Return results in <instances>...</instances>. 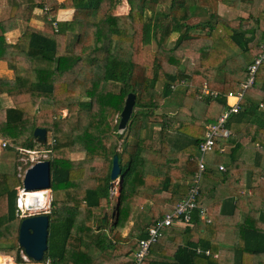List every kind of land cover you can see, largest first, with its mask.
Returning a JSON list of instances; mask_svg holds the SVG:
<instances>
[{
    "label": "trees",
    "instance_id": "trees-1",
    "mask_svg": "<svg viewBox=\"0 0 264 264\" xmlns=\"http://www.w3.org/2000/svg\"><path fill=\"white\" fill-rule=\"evenodd\" d=\"M126 2L129 11L118 14L119 0H0L14 26L19 20L28 23L11 43L0 20V61L15 81L0 84V93L12 101L5 106L0 98V140L6 142L5 151L19 157L36 152L37 147L48 153L52 204L45 264H133L147 230L186 196L187 180L199 168V144L207 124L218 120L228 107L227 93L237 91L248 76L246 54L254 58L264 51V0ZM220 2L231 7L244 2L248 17L221 16ZM62 8L74 9L75 16L58 19ZM202 12L207 19L193 21ZM33 18L44 25H32ZM188 58L194 59L192 65ZM190 80L202 82L196 86ZM204 83L220 96L200 97ZM256 83L260 90L251 87L249 92L264 100V62ZM180 87L176 111L160 112ZM129 92L136 95L135 105L120 132V113ZM64 110L67 114L62 116ZM263 113L253 103L232 113L227 125L233 136L217 138L206 155L221 156V148L233 144L225 146L230 160L224 171L218 174L211 163L207 165L204 179L213 185V193L202 191L200 204L220 202L223 215L228 210L237 213L242 202L248 206L244 217L235 221L238 229L230 233L227 248H218L213 241L226 240L224 235L219 238L221 216L209 212L207 223L195 210L190 225L163 229L151 246L148 264H264V179L252 193L241 195L245 181L264 175V169L238 159L243 144H264ZM242 123L245 126L240 127ZM37 127L47 129L45 144L34 137ZM74 152L85 155L75 159ZM114 154L121 166L118 214L110 229H97L98 217L112 203ZM31 162L22 163L28 167ZM225 181L238 189L218 198L215 191ZM21 185L19 171H0V247L23 249L19 245ZM147 201L152 202L148 219L124 234L136 207ZM204 226L207 237L201 233ZM193 236L199 241H192ZM199 245L210 254L198 253ZM216 252L218 257L213 255ZM17 262L26 263L19 253Z\"/></svg>",
    "mask_w": 264,
    "mask_h": 264
},
{
    "label": "crops",
    "instance_id": "crops-1",
    "mask_svg": "<svg viewBox=\"0 0 264 264\" xmlns=\"http://www.w3.org/2000/svg\"><path fill=\"white\" fill-rule=\"evenodd\" d=\"M59 1L62 2L64 0H59ZM73 10L74 9H71V8H62L59 10L57 15H58L60 20H69V19H72L74 16L75 10L74 11ZM218 11H219L221 16L226 17L228 19H234V18L240 17V16L241 17H248L249 7L244 2L241 3V5L239 7H231V6L226 5L223 2H220L219 7H218ZM5 13H6L5 7L0 6V20L3 19L1 24H2V27L4 28L3 30L5 32V36H6L7 41L12 43V42H15L16 40H18V38L20 37V35L23 32V30L21 29L22 28L21 24L22 23L25 24L26 22H22L19 20L18 24L16 26H14L16 28H11V25L13 24L12 21L14 19L7 18L6 17L7 15ZM59 14H60V16H59ZM206 17H207V15H206ZM33 19L35 21L42 22L41 19H38V18L37 19L33 18ZM33 19L31 21H33ZM30 23H32V22H30ZM34 26L42 27V25H34ZM14 83H15V81L12 78L11 70H9V68L7 67V64L4 61H0V84H5V85L7 84L8 85V84H14ZM253 87L256 90H260L261 85L257 83ZM250 89H252V88H250ZM249 90H248V93L243 100L242 107L247 103H253V104H257L259 106L260 111H263L264 105L261 106L260 104L264 103V100L259 95L249 92ZM0 98H2V100L4 99L5 103L9 104L8 106L12 105L11 98L6 93H3V94L0 93ZM230 102H233V99H227V103L229 104ZM261 116L264 117V113L261 114ZM243 126H245V125H243V123L240 124V127H243ZM1 142H3V141H1ZM227 143L225 144L227 147L231 148V146H233L232 143H228V144ZM213 156H214L213 154L208 156V158H209L208 164L211 163L212 164L211 167L213 166L214 171L219 174L222 171H224V170H220L219 166L223 164L225 166V169H226L227 163H229L230 149H229V152H227V153L223 152V154L221 156H218V157L214 156L216 159H211ZM238 159L241 161H244L248 164H251L254 166H259L261 168V170L264 169V144H262L261 142L260 143L259 142H247V143L243 144V146L241 147V149L238 152ZM0 162H1V159H0ZM23 178H24V174H21L22 185L20 187H18L19 197H20V189H23ZM263 179H264V175L258 174L256 176H253L251 181H249V179L246 180L245 181V188L243 189L242 194L241 193L240 194L244 195L247 193L248 194L252 193L253 189L257 188L261 184ZM188 181H189V179L187 180V183H188ZM237 189H238V187L233 188L232 185L230 184V182L225 181V182H222V184L218 186V190H216L215 193L217 194L218 198H225L229 195V194H227V192H235V191H237ZM263 190L264 189H262V192H263ZM48 191H49V206H48V208H49V207H51V204H52V189H50ZM202 191L205 192L206 194L213 193V185L211 184L210 181H207L204 179ZM25 192H27V191H25ZM165 195H170V193H166ZM236 196H238V195H236ZM214 203L215 202H213V201L207 202L205 204H202V206L205 208L206 214L209 212H213V213H216L217 215L221 216L220 229H222V230H220V232H219V235H220L219 238H221L222 235H224L223 237L226 240H223V241L213 240V241L218 248H227V245H228L227 239L233 236V234H231L232 236H229L230 233H232L233 231H237L238 228H235L237 226L236 222L238 220H240L241 218H243L244 215L248 212V206L242 202L240 204V207L236 208L237 213L232 215V213H230L228 210L226 212V214L223 215L221 213V210H223L222 209V206H223L222 203H220V202L216 203V204H214ZM19 206H20V204L18 205V207ZM22 210H23V208H22ZM50 210L48 211V213L50 212ZM263 214H264V212H263ZM19 215L21 217L26 216V215H22V214H19ZM207 217L211 220V217L208 214H207ZM263 217H264V215H263ZM131 223H132V225H130V227H128L125 230L124 234L129 232V230L134 225V221H132ZM207 223H210V221H207ZM228 223L230 224V226L228 225ZM233 225H234V229H233ZM201 230H202V232H201L202 236L207 237L209 235V232H207V230H205V226ZM217 235H218V233H217ZM191 240L197 242V241H199V237L193 236V237H191ZM197 247L204 249L200 245ZM207 250H209V249H207ZM213 255H214V257H218L217 252L214 253ZM4 260L5 259H2V263Z\"/></svg>",
    "mask_w": 264,
    "mask_h": 264
},
{
    "label": "built area",
    "instance_id": "built-area-1",
    "mask_svg": "<svg viewBox=\"0 0 264 264\" xmlns=\"http://www.w3.org/2000/svg\"><path fill=\"white\" fill-rule=\"evenodd\" d=\"M48 7H46V10ZM264 49V43L262 44ZM264 62V51L258 56L254 57L253 61L248 65V76L244 82L240 84L237 91H229L227 93V99H233V102L228 104L227 109L220 115L217 121L207 124L205 135L203 140L199 144L200 158L199 168L189 178V189L186 196L180 200L169 212L157 222L156 225L150 227L147 230V236L140 240L139 248L134 252L133 264H148L147 256L151 250V246L162 235L163 229L173 224L190 225L192 212L195 210L200 211L201 217L207 221L210 219L207 217L205 208L199 202V196L202 192L204 183V173L207 170L208 158L206 155L214 149L217 138L230 139L233 134L228 127V118L233 113H238L242 109V103L248 90L255 86L257 73L260 65ZM183 83V81H182ZM220 92L210 89L206 83H204L200 97H219ZM261 106L264 103L260 104ZM3 146L6 142L3 141ZM225 146L221 148V151L225 152ZM220 170H225V166L222 164L219 166ZM25 191V190H24ZM19 214L23 213L22 207L19 206ZM198 253L205 251L206 254H210V250L196 248Z\"/></svg>",
    "mask_w": 264,
    "mask_h": 264
},
{
    "label": "water",
    "instance_id": "water-1",
    "mask_svg": "<svg viewBox=\"0 0 264 264\" xmlns=\"http://www.w3.org/2000/svg\"><path fill=\"white\" fill-rule=\"evenodd\" d=\"M136 95L129 92L125 98L124 107L120 113L119 131L123 132L132 115L135 105ZM34 137L39 143L47 142V129L37 127L34 130ZM121 174V166L118 154L113 156V164L111 169V195L117 180ZM51 164L49 160H40L29 166L24 173L23 189L25 191L50 190L51 189ZM121 181V177H120ZM20 197L18 205L20 204ZM118 214L117 205L112 207L111 214L104 210L103 214L96 221V228L101 227L110 229ZM50 218L48 212L39 214L26 215L23 217L19 228V245L23 248L25 254L34 262L25 264H40L44 259L45 252L48 248Z\"/></svg>",
    "mask_w": 264,
    "mask_h": 264
},
{
    "label": "rangeland",
    "instance_id": "rangeland-1",
    "mask_svg": "<svg viewBox=\"0 0 264 264\" xmlns=\"http://www.w3.org/2000/svg\"><path fill=\"white\" fill-rule=\"evenodd\" d=\"M163 9L165 8L164 6H161ZM37 13H40V15H44V12L42 13V11L36 9L35 10ZM74 11V10H73ZM129 11V7L127 5V2L126 0H119V5L116 7L115 9V13H118V14H122V13H127ZM60 16V14H59ZM74 16H75V13H74ZM73 16V17H74ZM57 18L59 19L58 15H57ZM37 19V18H36ZM195 20L193 21H199V20H205L207 19L206 17V14L205 12H202L201 15L199 17H196L194 18ZM32 25H44V21L42 20V22L40 21H35L33 19V21H31ZM22 25V30L24 31L25 27L28 25V23H25V24H21ZM14 24L11 25V28H16V27H13ZM174 42H171V45H173ZM246 59L248 60V63L250 64L252 61H253V56L251 54H246ZM189 59V58H188ZM194 62V59L193 58H190L188 60V64L189 65H192ZM202 81L198 80V81H189L188 83L190 85L194 84L196 86H199L201 85ZM160 88V86H159ZM182 87L179 88V93H174L171 97L167 98L166 99V104L165 106H163L162 109H160L159 111L162 112V111H166V112H175L177 107H178V104L180 103L181 101V98H182ZM2 100V98H1ZM3 104L5 106H8L9 104L8 103H5V100L3 99L2 100ZM85 105V103L83 104ZM67 114V110H64L63 111V115L62 116H65ZM158 141L159 139H157V144H158ZM38 149H36V152H32L30 153L28 156H22V157H19V155L17 153H14V152H11V151H5V148L3 146V143L0 141V159H1V162H0V171H4V172H9V173H13V172H20L21 174H24L25 173V170L29 167H25V165H23V163L25 164L28 160H31L33 162H31L30 166L33 165L34 163H36L37 161H40V160H46V157H48V153L46 151H43L44 149L40 148V147H37ZM40 148V149H39ZM84 152H74L72 153V157L75 158V159H79V158H82L84 157ZM208 157V156H207ZM21 160V162H20ZM22 164H20V163ZM117 184L115 186V189H114V193L111 195L112 197V203L110 205V207H107L105 208L104 210L108 211L110 214L112 212V207L114 205H116V202H117V197L119 195V191H120V177L118 178L117 180ZM21 192H23L24 194L23 195H26L28 192H24L23 189L20 190ZM21 200V198H20ZM21 203V201H20ZM152 205V202L150 201H147L145 202L143 205H140V206H137L136 209H135V213H134V217H133V220L134 221V225L132 227H136V225L138 223H142L145 219H148L146 216L148 214V211L150 209ZM21 206V204H20ZM49 206V205H48ZM22 207V206H21ZM23 208V207H22ZM51 209V207H46V208H43V209H40V210H25L23 209V213L22 215H33V214H39V213H43V212H48L49 210ZM103 210V211H104ZM131 221V222H132ZM130 222L129 226L132 225V223ZM110 235H113V233L111 232ZM17 253H19L21 255V257L23 258V260L26 262V263H29V262H34L32 259H30L24 252V250L22 249H12L9 244H5L3 246L0 247V264H18L17 262ZM2 259H5L2 263ZM40 264H45L43 261H41Z\"/></svg>",
    "mask_w": 264,
    "mask_h": 264
},
{
    "label": "bare ground",
    "instance_id": "bare-ground-1",
    "mask_svg": "<svg viewBox=\"0 0 264 264\" xmlns=\"http://www.w3.org/2000/svg\"><path fill=\"white\" fill-rule=\"evenodd\" d=\"M23 194H20V198H21L20 204L25 210H40L48 207L49 205L48 190L43 189L37 191H28L26 195Z\"/></svg>",
    "mask_w": 264,
    "mask_h": 264
}]
</instances>
